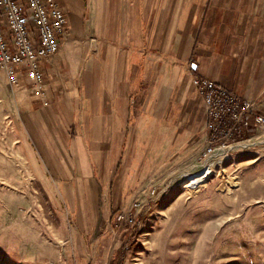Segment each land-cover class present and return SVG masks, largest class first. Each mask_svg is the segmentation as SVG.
Segmentation results:
<instances>
[{
	"label": "crops",
	"instance_id": "obj_1",
	"mask_svg": "<svg viewBox=\"0 0 264 264\" xmlns=\"http://www.w3.org/2000/svg\"><path fill=\"white\" fill-rule=\"evenodd\" d=\"M59 1L67 38L17 102L34 135L31 170L58 214L53 238L81 253L132 187V142H179L182 157L188 142L199 149L207 116L196 76L264 105V0Z\"/></svg>",
	"mask_w": 264,
	"mask_h": 264
},
{
	"label": "rangeland",
	"instance_id": "obj_2",
	"mask_svg": "<svg viewBox=\"0 0 264 264\" xmlns=\"http://www.w3.org/2000/svg\"><path fill=\"white\" fill-rule=\"evenodd\" d=\"M6 80L0 76V264H264V128L208 181L200 174L204 138L197 150L188 142L183 157L179 142H132L125 176L132 187L124 202L113 207L97 246L83 239L88 250L66 252L53 238L58 214L50 213L26 151L34 135L17 102L23 84L14 88ZM136 202L137 224L115 230L114 216Z\"/></svg>",
	"mask_w": 264,
	"mask_h": 264
},
{
	"label": "built area",
	"instance_id": "obj_3",
	"mask_svg": "<svg viewBox=\"0 0 264 264\" xmlns=\"http://www.w3.org/2000/svg\"><path fill=\"white\" fill-rule=\"evenodd\" d=\"M66 37L67 13L59 0H0V70L12 87H20L23 81L41 85L46 74L44 65L58 54ZM193 83L204 100L207 116L199 163L201 168H216L220 157L255 144L256 136L246 137V133L253 126L264 128V105L242 98L211 79L196 76ZM156 193L154 189L152 194ZM141 209L136 202L131 209L118 212L112 220L113 228L121 231L135 226Z\"/></svg>",
	"mask_w": 264,
	"mask_h": 264
},
{
	"label": "bare ground",
	"instance_id": "obj_4",
	"mask_svg": "<svg viewBox=\"0 0 264 264\" xmlns=\"http://www.w3.org/2000/svg\"><path fill=\"white\" fill-rule=\"evenodd\" d=\"M229 156H230V154L229 155H225V156H223V157H220V159H218V160H216V167H220V162L222 161V160H226V159H228L229 158ZM224 169V168H223ZM216 171V172H215ZM219 171H218V168H213V165H210L208 168H202L201 169V171H200V174H205L204 176H207V177H212L213 175H215L216 173H218ZM222 172V171H221ZM225 172V171H224ZM195 173V172H194ZM220 177V176H219ZM224 178V177H223ZM227 180V179H226ZM229 181V180H228ZM226 183V182H225ZM231 183V182H230ZM227 184V183H226ZM225 184V185H226ZM232 184V183H231ZM235 185V184H234ZM236 186H237V184H236ZM227 188H228V186H227ZM233 189V188H232ZM231 190V189H230ZM229 191V190H228ZM229 193H230V191H229Z\"/></svg>",
	"mask_w": 264,
	"mask_h": 264
},
{
	"label": "trees",
	"instance_id": "obj_5",
	"mask_svg": "<svg viewBox=\"0 0 264 264\" xmlns=\"http://www.w3.org/2000/svg\"><path fill=\"white\" fill-rule=\"evenodd\" d=\"M249 133H250L251 135H253V134H254L252 129H251V130H249Z\"/></svg>",
	"mask_w": 264,
	"mask_h": 264
}]
</instances>
